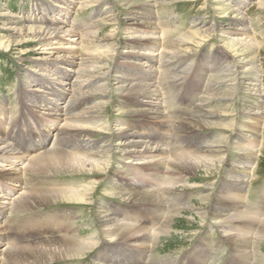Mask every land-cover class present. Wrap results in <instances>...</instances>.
<instances>
[{
    "label": "bare ground",
    "instance_id": "1",
    "mask_svg": "<svg viewBox=\"0 0 264 264\" xmlns=\"http://www.w3.org/2000/svg\"><path fill=\"white\" fill-rule=\"evenodd\" d=\"M139 1L143 2L147 11L157 7L154 0ZM98 2L100 0H55V5L46 6L44 13L43 10L38 11L34 17L25 19L26 24L30 25L21 28L31 31L30 34L35 33L39 38L48 39L54 46L42 51L41 59H37L40 62L36 66L39 73L29 74L28 84L19 83L13 90L16 103L7 105L0 101V264H151L149 242L153 243L154 251L165 252H173L166 250L170 244H185L179 251H174L178 254L188 247L193 236L207 221L210 223L208 230L187 252L190 258L182 257L176 263L169 256H159L152 258V263L207 264L213 256V245L220 243L214 230L219 228L222 231L219 234L234 255L228 264H264L261 259L264 253V188L260 202L254 204L245 201L249 184L253 182L247 177L256 174V169H253L256 151L260 160L264 152V149H257L258 121L264 120V114L257 110L264 96L262 85L257 83L260 80L251 83L249 88L254 96L248 114L252 117L248 125L253 127V134L240 142V156L226 171L228 178L216 192L212 202L214 206L209 213L215 183L205 187V194L194 200L195 203L186 192L194 189L189 188V184L196 172L200 169L212 172L223 164L224 157H218L222 151L218 150L220 146L217 145L222 139L204 144L193 135L213 131L208 122L212 114L210 108L224 98L215 93L222 91V84L232 76L231 61L225 57L224 65L219 63L215 67L218 78L209 76L205 83H200L197 77L194 80V86L199 91L191 101L195 116L183 122L182 117L186 113L181 119L169 121L170 117L163 109L164 97L169 90L179 88L188 77L190 69L184 68V61L181 60L186 52L180 53L179 49L183 46L177 44L175 39L162 38L161 42L155 36L149 37L151 40L146 42L152 46L143 59L145 56L148 58L140 62L141 70H145L142 75L144 88L139 93L141 98L135 102L141 109L119 112L131 118L143 115L145 121L137 132L128 133L124 128L126 122L120 120L121 126L116 134L120 138L113 145L104 137V130L109 129L102 117L108 106V102L103 101L106 94L102 95V92L106 93L104 86L107 84L99 83V80L106 81L105 73L100 70L105 65L100 67V59L88 54V44L82 46H86V49L80 47L94 26L81 29L80 34L68 26V18L75 7L78 13L98 6ZM244 2L246 0L240 3L244 5ZM243 14L239 13L242 24L246 19V16H241ZM142 15H134L135 20ZM94 16L98 17L96 10L89 19ZM151 19L149 23L152 29L162 25L163 29L167 28L166 22L155 20L156 14ZM38 20L43 25H31ZM167 29L173 32L171 27ZM240 30L246 35L251 28L246 25ZM190 35L192 32L188 31L184 37ZM64 39L73 45L63 43ZM159 43L161 46L156 48ZM241 45L254 49L258 41L250 35L244 36ZM93 58L96 60L91 61ZM154 73H158L161 80L164 75L171 76V79L165 82L164 87L159 82L145 81ZM71 75H74V79H70ZM94 82L97 85L94 86ZM91 87L93 89L88 91ZM100 97H103L102 101L82 110L87 103L85 100L95 101ZM148 122L156 125L151 127L146 124ZM165 138L182 144L180 147L172 144L171 149L169 140L162 142ZM133 156L136 158L132 159ZM110 161L124 166L134 163L143 168H125L122 172L115 169L113 175L107 178L105 171L111 165ZM79 176L87 177L89 181H52L53 178ZM28 177L31 179L29 186L25 184L29 181ZM225 182H231L233 186L224 185ZM102 183L109 190L103 191L104 196L134 204L136 211L106 204L107 208L95 209L92 222L86 224L82 220L83 212L82 216L76 217V210L66 209L47 211L33 220L27 217L19 219V222L13 220V216L61 205L91 206L94 204L91 197ZM161 184L164 185L162 188ZM183 184L181 190L174 187ZM166 206L171 214L165 219L164 214L169 211ZM221 209L225 212L222 213ZM172 216L176 221L173 224L170 223ZM161 219L165 221L159 226ZM179 221H186L187 227L196 223L199 228L190 237L177 234L180 231L177 227ZM8 226L20 232L16 239L23 241L4 242V231ZM89 226L94 227L93 235L82 234L90 229ZM206 235H210L208 242L204 240ZM124 242H130L133 248L129 244L123 245L126 244ZM200 242L206 244L208 249L199 245ZM252 244L255 245L253 253L250 252ZM91 257L93 259L88 260Z\"/></svg>",
    "mask_w": 264,
    "mask_h": 264
},
{
    "label": "rangeland",
    "instance_id": "2",
    "mask_svg": "<svg viewBox=\"0 0 264 264\" xmlns=\"http://www.w3.org/2000/svg\"><path fill=\"white\" fill-rule=\"evenodd\" d=\"M241 1L242 0H154V6L156 5L157 7L150 8L147 11V8L143 7V2L139 0H100V2L97 3L98 6H92L78 13L75 12V7L68 18V26L76 29L78 34H80L81 29L90 25L94 26V30L86 34L87 37L84 42L81 43L82 45L80 47L85 48L86 46L82 47L83 44H88L90 47L88 49V54H94L100 59V67L105 65V67H101L104 69L100 70L105 73L106 81L99 80V83H103L104 85L107 84L104 86L106 93L102 92V95L106 94V96L104 97L105 100H103V97L95 99V101L85 100L87 103L82 107V110L85 111L96 102L102 100L108 102V106L102 114L103 122L107 123L106 126L109 128L108 130H104L106 135H104V137H107L113 145L116 144L120 138L119 135H116L121 126V123H119L120 120L126 122L127 126L124 128L128 133L137 132V129L141 127L142 123L145 121L142 117L143 115L131 118L123 116V114L119 112L137 111L141 109L135 102L141 98L142 95L139 93L144 88L142 75L145 70H141L140 62L141 60L144 62L147 56H145L144 59L143 56L152 46L151 43L146 42L149 37L155 36L158 40L160 39L159 41L161 42L162 38L175 39L177 40V44L183 46L179 49L180 53L186 52L183 53L185 57L181 58V60L184 61V68L190 69L188 77L179 88L169 90L168 95L164 97L165 104L163 105V109H166L165 112L168 117H170L168 118L169 121H175L174 119L178 118L181 119L183 114L186 113L188 114L182 117L184 120L183 122L195 116L196 112L194 106L193 108L191 107V101L194 100L196 92L198 91L196 90L197 87L194 86V80L197 77L200 83H205L209 76L215 79L218 78L219 75H217L215 67L219 63L224 65L226 58L231 61L233 66L232 76L227 78L222 84V91L215 93V95L220 97L223 96L224 98H221L218 103L210 108V113L212 114L208 122L213 131H203L193 135L197 140L204 142V144L211 140L219 141L222 139L217 145L220 146L218 150L222 151V154H219L218 157H224L223 164L212 172L207 173L204 169H200L196 172L189 184V188L194 189L190 192H186L190 200L194 201L199 198L200 195L205 194V187L215 183L213 200H211L209 206L207 205L209 213L214 206L212 202L214 201L216 192L219 190V187H221L220 185L223 181L228 178L226 171L231 164H235L236 159L240 156V142L242 143L243 138L247 139L248 136L253 134V127L248 125V122L252 121V117L248 114L254 103V96L251 95L252 92L249 91L251 83L260 80V82L257 83L262 85L261 92L264 95V0H246L244 5L240 3ZM166 3L167 5H165ZM49 5L53 7L55 5V0H0V101L3 100L7 105H14L17 101L13 92L16 86L22 82L28 84L29 79L27 77L29 74L32 76L39 73L37 72L38 68L36 66L40 63L37 59H41L40 56L43 54L42 51L48 50L49 47L54 46H51L48 39L39 38L35 33L30 34L29 32L31 31L27 32L23 29L21 30V28H24V25H30V23L26 24L25 19L34 17L38 11L43 10L42 13H44V9ZM95 10L97 11L98 17L94 16L90 20L89 16ZM137 13L143 15L140 19L135 20L134 15ZM239 13H244L245 15L243 14L241 16H246L244 20L245 23L243 24L239 22ZM154 14H156V21H160V23L162 21L166 22L167 28L171 27L173 32H169L167 28L163 29L164 25L161 26L162 28H155L156 31L152 29L149 22L152 20L151 17H153ZM31 25L40 27L43 24H40V20H38L36 24ZM246 25H248L251 30L249 33H246V35H243L240 29L242 26L244 27ZM188 31H191L192 35L184 37ZM166 32L169 33L165 34ZM249 35L258 41V45L254 49L241 45L243 37H249ZM62 42L73 45L66 39ZM75 46L78 45L75 44ZM160 46L159 43L156 45V48ZM94 58L91 59V61H95L96 59ZM258 68L259 71L257 70ZM70 79H74V75H71ZM169 79H171V76L164 75L161 80L159 74L154 73L151 78L145 81L159 82L158 84L164 87V84H166L165 82ZM95 84L97 85L96 82H94V86ZM92 89L93 87L87 90L91 91ZM223 89L227 91H223ZM200 91L203 92L202 89H200ZM97 96L99 95H95V97ZM262 98L263 101L258 104L260 108L257 110L264 114V96ZM258 122L260 125L257 149H264V120ZM146 124L151 127L156 125V123L153 122H148ZM209 137L211 138L207 140ZM168 140L165 138L162 142L165 143ZM169 142L171 143V149L173 145L180 147V144H182L176 140H169ZM259 156V153L256 151V157L253 162V169H256V174L252 173L247 177L249 180L253 181L249 184V190L247 191L245 200L247 203L255 204L261 201V192L264 188V152L261 160ZM134 158H136V156H133L132 159ZM136 167L143 168L142 166L134 165V163H128L127 166H124L122 163L118 165L117 161L114 163L111 162V165H109L105 171V177L110 178V175H113L112 172L115 169L122 172V169L124 170L127 168L131 170V168ZM23 179L26 180L25 177ZM30 180L29 178V181L25 183L27 186H29ZM74 180L80 183H87L89 181L87 177L83 176L52 179V181L62 183ZM104 184L105 183H102L100 188L96 189L92 195L91 200H93L94 204L91 206L61 205L45 209L44 211L13 216V220L19 222V219L26 217L33 220L36 216L43 215L44 212L66 209L76 210L77 212L72 211L76 213V217L82 216L81 212H83L82 220L85 221L86 224L92 222L94 210L103 207L107 208L106 204L114 206L120 205L123 208H129L131 211H136L137 206L134 204L123 203L104 196L103 191H109L107 190L108 187L104 186ZM226 184L233 186L231 182H225L224 185ZM184 185L185 184L174 187L181 190ZM160 186V188H162L164 185L161 184ZM231 186H229V188H231ZM23 187L24 185L22 183L21 188ZM16 190H18V188H16ZM12 194H14V192ZM167 206L166 209L169 210ZM221 212L223 213L225 210L221 209ZM168 214H171V210L167 211V214H164L165 219ZM165 219H161L158 225L160 226ZM174 221L175 217L172 216L170 223L173 224ZM81 224L83 225V223ZM204 224L205 225H203L200 231L195 234L196 236H193L194 238H192L188 247L178 254L174 251H179L185 244H170L166 250H172L173 252H165L160 250L154 251L153 243L149 242V255H152V258L169 256L173 262L176 261V263H178L182 257L190 258V256H187V252L194 246L203 232L208 230L210 225L209 221ZM10 227L11 226H8L7 229H5L6 231H4V242L8 243L13 240L20 242L22 239L20 241L16 239V237H19L20 232ZM177 227L180 230L177 234H186L188 237L199 228L196 223L187 227L186 221H179ZM92 228L94 227L91 226L90 229L82 234L86 235L92 233L93 235L94 230ZM86 229L87 228H85V230ZM214 230L217 231L216 235L220 243H217L215 246L213 245L211 249L213 256L207 261V264H228V262L233 259V252L229 244L219 234V232L221 233L222 231L219 228ZM212 239L215 238L212 237ZM204 240L208 242L210 240V235H206ZM124 243L126 244L123 245L126 246L129 244V246L133 248L130 242ZM199 245L207 247L208 249V246L206 244L204 245L202 242H200ZM254 246L253 244L251 245V253L254 252ZM150 251L152 253H150ZM262 252H264V250H262ZM204 253H206V251H204ZM263 255L261 259L264 261ZM152 258L151 264H153ZM92 259L93 257L88 260L91 261Z\"/></svg>",
    "mask_w": 264,
    "mask_h": 264
}]
</instances>
